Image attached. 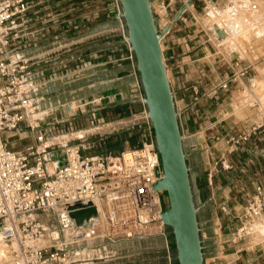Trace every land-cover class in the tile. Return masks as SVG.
Here are the masks:
<instances>
[{
	"label": "crops",
	"instance_id": "crops-1",
	"mask_svg": "<svg viewBox=\"0 0 264 264\" xmlns=\"http://www.w3.org/2000/svg\"><path fill=\"white\" fill-rule=\"evenodd\" d=\"M28 1L31 10L16 19L12 32L16 44L24 45L18 53L36 60L32 72L41 83L39 93L45 96L43 106L50 119L55 117L53 108L57 97L74 84L72 76L76 70L68 72V68L78 60L83 67L76 81L82 89L91 90L89 97L129 89L133 66L122 56L126 47L118 38L120 23L112 0ZM186 1L152 0L154 7L166 5L167 18L162 19L159 29L172 21ZM202 12L206 13V19L201 16ZM215 19L221 20L225 31L216 28L219 34L216 32ZM161 44L185 136L199 222L208 231L212 207H216L212 217L219 215L222 205H227L233 213L240 207L241 197L253 195L259 184L264 187V131L235 152L227 146L229 136L257 122L262 115L256 108L248 110L246 105L251 96L264 101V67L261 72L257 68L264 65V0H194L164 34ZM235 59L252 63L255 69L238 84L215 92L214 88L231 72L230 64ZM104 108L113 110L115 115L105 119L101 110L95 113L103 124L102 130L111 126L116 129L104 138L111 144L109 153L119 154L123 142L135 137L130 131L126 132V127L130 124L131 112L140 107L118 96ZM68 111L67 108V114ZM11 142L14 148L20 149L32 139L26 133ZM20 143L22 146H18ZM50 160L54 167L62 162L51 156ZM213 162H219V167H214ZM222 162L230 167L222 166ZM209 168L214 172L211 185L207 184ZM201 180L205 181L206 196ZM224 216L222 212L221 218ZM257 238L253 235L244 243L235 244L225 258L232 264H263L264 244L255 242ZM202 239L204 263L222 264L210 258L213 253L211 229ZM164 240L160 236H147L106 245L95 242L90 245V242L87 250L79 240L75 248L78 255L73 260L77 264H175L174 247L170 251ZM168 243L174 246L173 240Z\"/></svg>",
	"mask_w": 264,
	"mask_h": 264
},
{
	"label": "built area",
	"instance_id": "built-area-1",
	"mask_svg": "<svg viewBox=\"0 0 264 264\" xmlns=\"http://www.w3.org/2000/svg\"><path fill=\"white\" fill-rule=\"evenodd\" d=\"M112 1L123 30V40L128 46L123 58L133 59L120 1ZM163 7L166 8L164 4ZM31 8L28 0H0V239L9 241L15 236L20 237L19 248L6 264H77L71 255L75 249L73 245L79 240L84 241L78 234L74 236L72 248L65 240L37 246L23 242V239L43 237L50 217L64 212L70 215L88 208L94 209L99 216L101 229L109 231L103 233L110 237V242L147 236L170 238L171 228L162 218L166 207L163 191L155 189V184L163 177L160 153L135 65H132L133 80L127 91L92 96L86 104L95 103L104 108L118 96L139 103L140 111L131 112L130 124L126 127L131 136L139 138V147L130 146L119 154L85 155L80 143L70 139L51 140L59 130L60 122L50 119L43 106L45 96L39 93L41 83L32 72L36 60L18 53L24 45L16 44L12 32L16 19ZM230 66L231 72L214 88L215 92L238 84L255 69L252 63L240 59L232 61ZM247 105L262 115L257 122L228 138L234 145H244L264 131V101L251 96ZM62 107L67 114L71 105L64 103ZM67 115L70 116V112ZM26 133L32 142L20 149L14 148L11 140ZM58 151L65 158L51 173L49 158ZM224 210L230 212L229 208L224 207ZM234 213L238 227H226L228 231L225 232L220 223L219 232L212 236V261L232 264L223 256L235 244L255 235V226L264 223V187L257 185L246 205ZM85 220L75 222L72 219L71 223L79 228ZM56 225L51 223L53 229L61 233ZM203 236L206 235L202 233Z\"/></svg>",
	"mask_w": 264,
	"mask_h": 264
},
{
	"label": "water",
	"instance_id": "water-1",
	"mask_svg": "<svg viewBox=\"0 0 264 264\" xmlns=\"http://www.w3.org/2000/svg\"><path fill=\"white\" fill-rule=\"evenodd\" d=\"M119 1L126 37L134 55L148 118L160 153L163 177L155 184V189L165 191L167 195L162 218L172 231L175 260L177 264H205L199 208L161 45L164 34L194 0H187L163 29L157 26L152 0Z\"/></svg>",
	"mask_w": 264,
	"mask_h": 264
},
{
	"label": "rangeland",
	"instance_id": "rangeland-1",
	"mask_svg": "<svg viewBox=\"0 0 264 264\" xmlns=\"http://www.w3.org/2000/svg\"><path fill=\"white\" fill-rule=\"evenodd\" d=\"M166 7V5H165ZM153 10H154V14H155V18H156V23L158 28H160L161 23L163 22V20H165V18H167V10L166 8L163 7L162 5H156V7L153 6ZM201 16L203 18H207L206 13L204 14L203 12L201 13ZM214 20V19H213ZM217 24L215 26V30L217 32V29L219 30H224L221 26L222 23L220 24L221 20L215 19ZM207 21V20H205ZM215 22V21H214ZM217 28V29H216ZM231 30V29H229ZM233 30V29H232ZM225 31V30H224ZM214 32V31H213ZM219 34V32H217ZM217 33L216 36H217ZM227 34V33H226ZM225 34V35H226ZM232 34H234L232 32ZM118 38L120 39V43L125 45V49H128L127 44L124 42L123 40V30L121 28V26H119L118 28ZM129 51V50H128ZM127 52V51H126ZM125 51L122 50V56L124 57L125 54L127 55ZM102 60H97V62H101ZM81 62V63H80ZM102 63V62H101ZM100 63V64H101ZM129 63L130 64H134V58L133 59H129ZM110 64V63H108ZM83 67V63L81 60L77 61L76 63H73L69 66L68 68V72H73L76 70V73L73 74V80L74 84L68 88L65 89L62 94L57 97L56 99V104L54 103V119L58 120L59 123V130L57 132H55V134L53 135L54 137H51L50 139L53 141H57V140H61V139H70L71 142H75V143H80L81 148H82V153L85 155H104V154H108L110 151V145L109 144V139H105L104 135H108V133L111 131H113L114 127L111 126L110 128L104 129L102 130V128L100 126H102L103 124L99 121L100 117L96 115L95 112H97L98 110H101V112H103V115L105 117V119H107L108 117H112L113 115H115V113L113 112V110L110 109H106V108H102L101 106H98L97 104H86V102L88 100L91 99V97H89V93H91L90 89H82L81 86L79 85V83H77L76 80L79 79V71L80 68ZM264 67V65H259L257 66L258 70L261 72V69ZM95 94V93H94ZM97 96V95H94ZM131 101V100H130ZM64 103H69L71 105V108H68V112H70V116H68L65 112L64 109L62 108V104ZM137 103V102H134ZM137 105L140 107V104L137 103ZM246 105V108L249 109H254V107ZM141 109V107H140ZM140 109L138 111H140ZM135 111V112H138ZM252 111H250L251 114ZM100 122V123H99ZM129 132V130H126V132ZM235 135V134H232ZM230 137V136H229ZM17 139V138H16ZM15 138H13V140H16ZM140 140L139 138L132 137L130 138L127 142H123V148L121 149L120 152H122L123 150H125L128 147H133V148H137L139 147ZM247 143V142H246ZM245 143V144H246ZM18 146H22V143H20ZM113 146V145H112ZM227 146L229 148L230 151L235 152L236 149H238L240 146L242 145H234L232 144V142H228L227 140ZM55 156V157H54ZM57 156V157H56ZM55 158H59L61 161H64V154L62 152H54L53 154H51V159H55ZM52 160L49 161L48 164V168L50 170L51 173H53L54 171H52L51 169L54 167V165L52 163ZM214 167H219L220 163L219 162H213L212 163ZM222 166L224 167H230L229 164H223V162L221 163ZM198 168L200 169L199 165L201 166V161L199 160L197 162ZM55 170V167H54ZM214 173V172H213ZM212 173V174H213ZM211 174V169L209 168L208 170V175H207V181L209 185H211L209 183V175ZM213 178V175H212ZM212 183H213V179H212ZM201 184L203 185V191H204V196H206L207 190L205 189V181L201 180ZM163 197L164 200L167 202V195L166 192L163 191ZM239 197V196H238ZM249 199V196H246L244 198L241 197L240 200V207L238 209H242L247 201ZM225 208H229L227 205L225 206H220L219 209L221 211L219 212V215L216 217H212L215 214V208L216 207H212L211 210H209V219L210 221L208 222L207 226V230L206 231L204 229V224L201 223L200 227H201V232L205 235L208 236L209 234V229H211L212 231V236H214L215 232H219V230L217 229L218 225L221 223L223 225V230L225 229L226 232V227H231L233 229H235V227H238L239 225V221L238 218L234 217V212L231 213H227L224 210ZM92 208H88V209H84V210H78L73 212L72 214H67V213H60L57 214L55 217L51 218L49 220H47V231L45 233V235L41 238H37L35 240H30V239H23V242L27 241L28 244L30 245H37V246H44V245H52L57 243L58 241L61 240H65L70 244V248H72L73 245V239L74 236L76 234H81L82 238H84V241L82 242V245L84 244L85 247L88 246V243L91 242L90 245L93 244V242H95L96 244H110V237L104 235V233H109V231L107 230L106 232H104V230L101 229V220L99 218L98 215H96L95 210H91ZM236 210V209H235ZM225 215L223 218H221V214ZM85 220V224L82 225L79 228L75 227L74 223L72 222V219H75V222H79L81 220ZM231 218L233 219L232 221ZM57 223V228H60L62 231L61 233L57 232L56 230L53 229V226H51V223ZM63 223V225H62ZM259 225V224H258ZM169 227V226H167ZM256 232L255 235L256 237H258L257 239H255V242H262L264 244V236H260L261 231H259V226H255ZM228 231V230H227ZM104 232V233H103ZM1 237V236H0ZM150 237H155V236H150ZM161 237V236H160ZM206 237V236H205ZM23 238V237H22ZM164 240L165 245L167 246L168 249H170V251H173V247L171 243L173 240V235L170 238H164L162 237ZM17 240V241H16ZM253 240V239H252ZM213 242V240H212ZM19 243H20V237L19 236H15L12 240L9 241H0V264H6L8 261H10V259L12 258L13 254L16 252V250L19 248ZM240 243H244V241H241ZM73 248H76V244L73 245ZM77 249H74L73 251V256L71 255L72 258H75L78 254ZM87 250V249H84ZM79 253V252H78ZM85 253H87L85 251ZM81 254V252H80ZM86 255V254H84ZM83 256V255H82ZM244 256V255H243ZM223 257H227V256H223ZM227 259V258H225ZM231 261V260H229ZM205 262V261H204ZM264 264V262H262ZM175 264H177L176 260H175Z\"/></svg>",
	"mask_w": 264,
	"mask_h": 264
},
{
	"label": "bare ground",
	"instance_id": "bare-ground-1",
	"mask_svg": "<svg viewBox=\"0 0 264 264\" xmlns=\"http://www.w3.org/2000/svg\"><path fill=\"white\" fill-rule=\"evenodd\" d=\"M162 45V44H161ZM168 75H169V73H168ZM248 103V102H247ZM52 171H54V167L51 169ZM264 225V224H263ZM263 225H262V227H263ZM257 226H259V225H257ZM264 228V227H263ZM263 228H261V224H260V227H259V231H261ZM255 229H257V228H255ZM264 230V229H263ZM0 241H2L1 239H0ZM17 241V240H16Z\"/></svg>",
	"mask_w": 264,
	"mask_h": 264
}]
</instances>
